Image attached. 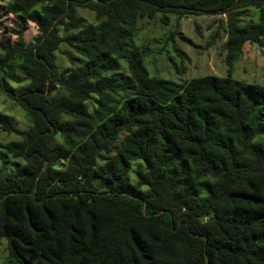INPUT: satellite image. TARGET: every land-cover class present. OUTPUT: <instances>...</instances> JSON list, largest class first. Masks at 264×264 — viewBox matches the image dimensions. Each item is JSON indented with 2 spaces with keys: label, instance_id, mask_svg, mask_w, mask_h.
Returning <instances> with one entry per match:
<instances>
[{
  "label": "trees",
  "instance_id": "obj_1",
  "mask_svg": "<svg viewBox=\"0 0 264 264\" xmlns=\"http://www.w3.org/2000/svg\"><path fill=\"white\" fill-rule=\"evenodd\" d=\"M249 7L259 18L242 23ZM6 8L17 40L0 35V70L26 82L11 96L31 126L0 111V129L18 136L0 143L16 160L0 171L3 264H264V84L232 75L244 44L264 42V0ZM169 13L226 15L228 75L151 74L131 38L140 19L168 24ZM28 22L40 31L35 44ZM63 43L75 54L58 70Z\"/></svg>",
  "mask_w": 264,
  "mask_h": 264
},
{
  "label": "rangeland",
  "instance_id": "obj_2",
  "mask_svg": "<svg viewBox=\"0 0 264 264\" xmlns=\"http://www.w3.org/2000/svg\"><path fill=\"white\" fill-rule=\"evenodd\" d=\"M7 1L0 0V35L15 43L17 36L14 29L17 28L18 19L8 12ZM240 12L242 23L257 21L260 15V9L257 7L245 8ZM79 14L86 22L96 20L95 13L88 9L80 8ZM168 17V24L163 22L161 14L156 15L154 19H140L137 31L131 38L136 45L145 48L146 64L152 75L183 82L207 74H229L226 62L228 34L225 14L169 13ZM39 34L37 26L28 22L25 32L27 44H35ZM68 54H75V51L63 43L57 51L58 70L71 66ZM20 62V59L15 58L12 62L13 68ZM4 72L5 70H0V111L12 116L17 127L26 129L31 126V120L23 107L11 96V93L17 94L26 82L18 83L13 78L20 74L17 69L15 74L5 78ZM232 75L238 79L264 84V42L244 44L243 50L234 61ZM16 139V134H8L0 129V143ZM7 156L5 151H0L2 173H8L16 165V160ZM7 257V240L4 238L0 245V264H3Z\"/></svg>",
  "mask_w": 264,
  "mask_h": 264
},
{
  "label": "water",
  "instance_id": "obj_3",
  "mask_svg": "<svg viewBox=\"0 0 264 264\" xmlns=\"http://www.w3.org/2000/svg\"><path fill=\"white\" fill-rule=\"evenodd\" d=\"M36 52H37V50H36ZM48 83L50 82V78L48 79V81H47Z\"/></svg>",
  "mask_w": 264,
  "mask_h": 264
}]
</instances>
